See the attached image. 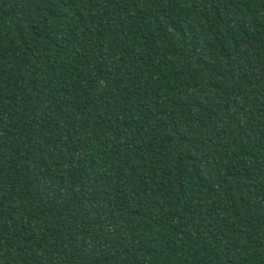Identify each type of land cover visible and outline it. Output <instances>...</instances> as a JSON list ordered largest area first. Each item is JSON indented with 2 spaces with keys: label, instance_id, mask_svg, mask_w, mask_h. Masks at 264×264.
<instances>
[{
  "label": "trees",
  "instance_id": "obj_1",
  "mask_svg": "<svg viewBox=\"0 0 264 264\" xmlns=\"http://www.w3.org/2000/svg\"><path fill=\"white\" fill-rule=\"evenodd\" d=\"M0 264H264V0H0Z\"/></svg>",
  "mask_w": 264,
  "mask_h": 264
}]
</instances>
